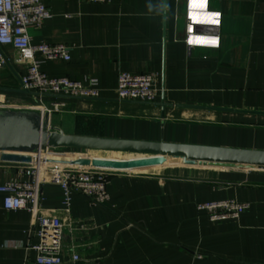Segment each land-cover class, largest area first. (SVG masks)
<instances>
[{"label":"crops","instance_id":"1","mask_svg":"<svg viewBox=\"0 0 264 264\" xmlns=\"http://www.w3.org/2000/svg\"><path fill=\"white\" fill-rule=\"evenodd\" d=\"M45 4L52 17L29 29L32 44L66 45L71 59L46 61L41 72L84 85L95 80L101 95L40 98L21 92L25 70L16 63V51L3 46L8 65L0 76L1 93L10 110L37 112L42 104H62L49 116V127L71 136L264 151V0H209L210 8L222 13L218 49L186 46L185 0ZM121 72L156 75V101L119 100ZM49 151L51 159L61 161L113 154ZM113 155L129 157L115 160L145 157ZM19 168L0 162V185ZM107 189L109 200L102 206L71 194L69 218L87 227L73 234L65 230V257L75 246L82 258L102 264H264V171L167 161L119 171ZM223 200L249 208L239 219L219 222L197 208ZM41 208L68 218L61 212L60 186L43 185ZM39 229L27 210H8L0 193V264H36V252L26 248L40 243Z\"/></svg>","mask_w":264,"mask_h":264},{"label":"built area","instance_id":"2","mask_svg":"<svg viewBox=\"0 0 264 264\" xmlns=\"http://www.w3.org/2000/svg\"><path fill=\"white\" fill-rule=\"evenodd\" d=\"M91 4L107 5L118 0H82ZM185 36L184 43L189 49H218L220 47L219 29L222 25V13L209 6V0H185ZM52 17L45 0H0V47L10 46L16 51V63L25 73L19 78L23 91L35 93L38 97L58 96L65 98L97 99L101 90L95 80L88 85L69 78H50L41 72L46 61H70V47L41 43L33 45L29 35L30 28H39ZM7 61L0 51V76ZM154 74L134 75L121 72L118 75L116 94L119 100L152 103L158 98ZM42 104V103H41ZM62 104H43L38 107L42 118L53 112H59ZM6 97L1 93L0 110H10ZM17 111V110H13ZM49 129H51L49 127ZM50 149L41 153L48 155ZM37 163L18 164L16 177L0 185V193L5 195V207L8 210H27L32 214L33 224L39 226L40 243L29 245L27 251L36 252V264H102L98 260L84 259L73 246L69 257H65L63 238L66 229L73 234L85 231L86 225L69 218L71 194L80 193L87 197L93 206H102L109 200L108 186L111 177L119 171L61 165L51 163L49 157ZM55 184L64 194L65 208L61 210L67 219L58 214H48L41 208L43 185ZM199 211L208 212L211 221L236 220L247 211L248 204L234 200H223L198 205Z\"/></svg>","mask_w":264,"mask_h":264},{"label":"water","instance_id":"3","mask_svg":"<svg viewBox=\"0 0 264 264\" xmlns=\"http://www.w3.org/2000/svg\"><path fill=\"white\" fill-rule=\"evenodd\" d=\"M21 92L37 96L35 93ZM161 106L166 104L162 103ZM45 149H79L145 156L130 160H89L85 157L72 161L49 160L61 165L114 171L157 167L167 161L192 167L264 171V151L71 136L49 129L48 118H42L36 111L0 110V162L37 163V156Z\"/></svg>","mask_w":264,"mask_h":264},{"label":"rangeland","instance_id":"4","mask_svg":"<svg viewBox=\"0 0 264 264\" xmlns=\"http://www.w3.org/2000/svg\"><path fill=\"white\" fill-rule=\"evenodd\" d=\"M5 69V68H4ZM19 83V89L20 91H23V89L21 88V85H20V81L18 82ZM3 89H7V90H13L11 88H3ZM76 152L80 153V154H84V156H87L88 154H91V153H87L86 151L84 150H79V149H76ZM89 160L91 159H110V160H115V159H121V158H129V157H126L125 155H122V156H117V155H113V154H104V155H100V154H92V155H88L87 157ZM133 159H137L136 157H133Z\"/></svg>","mask_w":264,"mask_h":264},{"label":"bare ground","instance_id":"5","mask_svg":"<svg viewBox=\"0 0 264 264\" xmlns=\"http://www.w3.org/2000/svg\"><path fill=\"white\" fill-rule=\"evenodd\" d=\"M93 152H104V151H93ZM104 153L124 154V153H117V152H104ZM128 155H134V154H128ZM39 156H40L41 159H43L44 157L49 159V155H43L42 153H40L37 157H39ZM140 156H144V155H140ZM70 161H72V160H70Z\"/></svg>","mask_w":264,"mask_h":264}]
</instances>
